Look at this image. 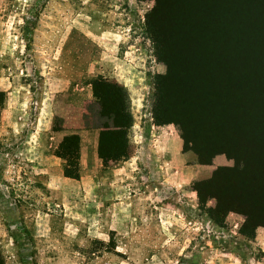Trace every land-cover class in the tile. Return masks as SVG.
<instances>
[{
    "label": "rangeland",
    "instance_id": "obj_1",
    "mask_svg": "<svg viewBox=\"0 0 264 264\" xmlns=\"http://www.w3.org/2000/svg\"><path fill=\"white\" fill-rule=\"evenodd\" d=\"M259 9L0 0L3 264H264V223L247 238L240 206L225 208L239 183L264 199V54L243 31ZM121 104L126 152L103 160ZM80 130L96 150L82 136L66 177L59 145Z\"/></svg>",
    "mask_w": 264,
    "mask_h": 264
},
{
    "label": "trees",
    "instance_id": "obj_2",
    "mask_svg": "<svg viewBox=\"0 0 264 264\" xmlns=\"http://www.w3.org/2000/svg\"><path fill=\"white\" fill-rule=\"evenodd\" d=\"M240 12H238L239 15ZM237 15V17H238ZM240 16H243V11L240 13ZM240 18V17H239ZM247 29L243 30L245 34L248 35L249 38V47L253 53L257 54H264V10H252L249 11L248 14V20H247ZM102 83H106L105 81H101ZM100 82V83H101ZM97 84V83H96ZM100 99L105 98V95L103 93L100 94ZM111 116V123L109 125H102L106 130L101 132L99 136L98 146H97V154L98 156L103 160H110V159H119L120 157H123L125 152L124 147L126 145V128L129 125L130 122V116L126 112L124 106L121 104L120 108H116L110 113ZM157 118V117H156ZM175 121V119H174ZM181 122L180 119H176V122ZM102 127V128H103ZM181 134L183 136V139H191L193 140L190 135L186 133L184 129L180 127ZM112 135V138L110 139L109 149L104 148V142L106 140V135ZM79 135L78 134H70L66 136L63 140V142L59 145L60 149V157L68 161V164L66 163L63 167V175L70 178H77L78 172H72L70 169H68V165L70 163L74 164V160H76L79 157ZM122 148L121 151H118V147ZM196 153L198 156L203 158V154L200 153L198 150H196ZM204 162L205 159H202ZM243 158L238 159L236 162L239 163L238 166L243 164ZM70 162V163H69ZM207 162V161H205ZM219 169V168H218ZM221 170V168L219 169ZM240 186H238V189L235 188V193H233L234 197H232L226 202L227 210H231V208H234L232 206V203L235 205H239L241 208V212L244 215V221L240 227V233L247 237L252 239L254 237V231L255 228L258 225H261L264 223V199L259 194L260 189H256V191L249 196H244V186L245 183H239ZM258 192V194H257ZM262 197V200H261ZM220 202V200H219ZM219 207V203H218ZM0 264H3V261L0 259Z\"/></svg>",
    "mask_w": 264,
    "mask_h": 264
},
{
    "label": "crops",
    "instance_id": "obj_3",
    "mask_svg": "<svg viewBox=\"0 0 264 264\" xmlns=\"http://www.w3.org/2000/svg\"><path fill=\"white\" fill-rule=\"evenodd\" d=\"M57 131V130H56ZM56 133H58V132H56ZM78 135H79V139H80V143L81 144H83V141H82V139H83V137L82 136H90V151H94V149L96 150V144H97V136H96V133H94V132H89V133H84V130H80L78 133H77Z\"/></svg>",
    "mask_w": 264,
    "mask_h": 264
}]
</instances>
